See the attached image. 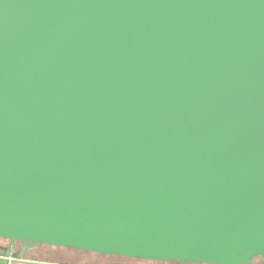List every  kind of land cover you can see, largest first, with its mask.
Returning a JSON list of instances; mask_svg holds the SVG:
<instances>
[{
	"label": "water",
	"instance_id": "water-1",
	"mask_svg": "<svg viewBox=\"0 0 264 264\" xmlns=\"http://www.w3.org/2000/svg\"><path fill=\"white\" fill-rule=\"evenodd\" d=\"M0 237L264 260V0H0Z\"/></svg>",
	"mask_w": 264,
	"mask_h": 264
},
{
	"label": "rangeland",
	"instance_id": "rangeland-1",
	"mask_svg": "<svg viewBox=\"0 0 264 264\" xmlns=\"http://www.w3.org/2000/svg\"><path fill=\"white\" fill-rule=\"evenodd\" d=\"M2 239V238H0ZM3 240H6L8 241V239H3ZM6 248L4 247H0V252L2 251H5V250H9L12 254L16 253L19 251L20 254H22L23 256H36V257H41V258H44V259H54V260H62V261H71V262H74V261H81V262H85V261H82L84 260V257L83 255H81L80 253H83L82 251L83 250H76L74 252H71L70 253H62L61 251H58L54 248H49L50 250L51 249H54L56 252H50V250H44L40 247H36L34 250H27L25 247L27 245H30V243H27V241L25 240H14L13 242L12 241H8L6 242ZM4 248V249H3ZM33 252V253H32ZM77 252V253H76ZM85 254V253H84ZM100 260H94V259H87V262L85 263H90V262H94L96 264H114L111 260L109 259H106V258H100L98 257ZM0 264H6L4 261L0 260Z\"/></svg>",
	"mask_w": 264,
	"mask_h": 264
},
{
	"label": "trees",
	"instance_id": "trees-1",
	"mask_svg": "<svg viewBox=\"0 0 264 264\" xmlns=\"http://www.w3.org/2000/svg\"><path fill=\"white\" fill-rule=\"evenodd\" d=\"M2 239H5V238H2ZM27 243H30V245H27L25 247L27 250H34L37 246L38 247L47 246V247H52L54 249H67V250L76 251L75 249H72L70 247L63 248V247L56 246V245H43V244L32 242V241H27ZM82 252L87 255L95 254L102 259L103 258L109 259L114 264H181L179 260H151V259H143L140 257L123 256V255H118V254H101V253L85 251V250H83ZM184 264H212V263L184 262ZM245 264H264V260L259 255H256V256L251 257L249 261Z\"/></svg>",
	"mask_w": 264,
	"mask_h": 264
},
{
	"label": "crops",
	"instance_id": "crops-1",
	"mask_svg": "<svg viewBox=\"0 0 264 264\" xmlns=\"http://www.w3.org/2000/svg\"><path fill=\"white\" fill-rule=\"evenodd\" d=\"M42 249L44 250H50L49 248H52V247H47V246H43L41 247ZM57 252L58 251H61L62 253H70L71 252H74V250H67V249H56ZM56 252L54 249H51L50 252ZM33 253V252H32ZM77 253V252H76ZM81 255H83L84 257V260L82 261H85L87 262V259H94V260H100L98 258L97 255L95 254H84V253H80ZM0 260L4 261L6 264H96L94 262H90V263H83L81 261H74V262H71V261H62V260H54V259H44V258H41V257H36V256H23L22 254L18 252L12 254L11 252L9 253H5V251H1V254H0Z\"/></svg>",
	"mask_w": 264,
	"mask_h": 264
},
{
	"label": "flooded vegetation",
	"instance_id": "flooded-vegetation-1",
	"mask_svg": "<svg viewBox=\"0 0 264 264\" xmlns=\"http://www.w3.org/2000/svg\"><path fill=\"white\" fill-rule=\"evenodd\" d=\"M6 242H8V241H6V240H3V239H0V247H4V248H6L7 246H6ZM3 248V249H4Z\"/></svg>",
	"mask_w": 264,
	"mask_h": 264
}]
</instances>
